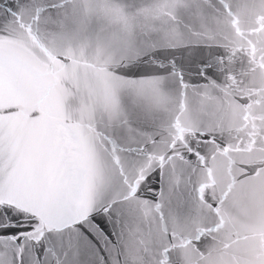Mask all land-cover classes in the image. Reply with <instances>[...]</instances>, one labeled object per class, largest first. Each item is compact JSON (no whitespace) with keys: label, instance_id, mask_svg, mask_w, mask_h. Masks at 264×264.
Here are the masks:
<instances>
[{"label":"snow or ice","instance_id":"6c2138e0","mask_svg":"<svg viewBox=\"0 0 264 264\" xmlns=\"http://www.w3.org/2000/svg\"><path fill=\"white\" fill-rule=\"evenodd\" d=\"M264 0H0V264H264Z\"/></svg>","mask_w":264,"mask_h":264},{"label":"water","instance_id":"95a60500","mask_svg":"<svg viewBox=\"0 0 264 264\" xmlns=\"http://www.w3.org/2000/svg\"><path fill=\"white\" fill-rule=\"evenodd\" d=\"M258 78L261 79V80H264V73H260V74L258 75Z\"/></svg>","mask_w":264,"mask_h":264}]
</instances>
